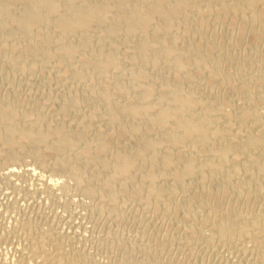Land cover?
Segmentation results:
<instances>
[{"label":"bare ground","instance_id":"bare-ground-1","mask_svg":"<svg viewBox=\"0 0 264 264\" xmlns=\"http://www.w3.org/2000/svg\"><path fill=\"white\" fill-rule=\"evenodd\" d=\"M0 62L41 73L28 100L0 95V163L32 157L98 213L125 201L168 211L184 246L248 239L264 253V0H0ZM52 77L55 101L42 90ZM229 192L250 207L228 204ZM32 234L31 246L49 242ZM56 238L42 264H100ZM117 243L112 264L163 263V242L139 245L140 257Z\"/></svg>","mask_w":264,"mask_h":264},{"label":"rangeland","instance_id":"rangeland-1","mask_svg":"<svg viewBox=\"0 0 264 264\" xmlns=\"http://www.w3.org/2000/svg\"><path fill=\"white\" fill-rule=\"evenodd\" d=\"M228 32H230L229 39L232 41L233 48L235 49L234 51L237 53L247 52V48L249 49L247 46V37L244 39V42L247 43L242 42V44L239 43V45L235 40L236 30L231 29ZM261 41H259V43H261ZM243 43L245 45H243ZM221 62L225 63V60L223 59ZM225 64L228 65L224 66L226 69L231 66L227 69L229 74L234 68L229 76L234 77L235 74L236 77L237 71H235V65L227 62ZM229 69L231 70L229 71ZM151 74H154V72L151 71ZM40 75L41 73L39 71L23 73L18 70L17 66H2L0 64V95L10 92L14 96H19L18 98H21L20 100L26 101L31 97L30 95L32 93L38 91L36 87L38 86V82H40ZM50 79H48L46 83L49 81H51V83H48L49 85L44 83L45 88L43 86L42 90L50 91L54 99L53 101H55L57 99L55 96H57L56 91L59 85H56L58 83L55 82L54 78L53 80ZM216 89L220 91V86L216 87ZM53 94H55V96ZM99 123L100 127H103V123ZM32 160L33 158L29 156L16 163H0V264H42V259L49 257L54 252L51 240H57L56 236L59 237V249L62 248V251L70 252L74 250L72 252H79L90 258V260L99 262L100 264H107L110 262V264H112V261L115 262L116 258L117 260L120 259V254H122L123 251L120 252L122 250V247L120 248L121 243H117V241L123 239L129 241L130 244L132 242L135 243L134 246L133 243L131 244L133 249L131 255H134L136 251L135 255L137 257L142 255L137 249L135 250L139 245L146 244L152 246L163 242L161 246L163 248L158 247V249L155 250L156 252L153 251L154 254L152 253L154 258L156 256L158 261L163 262L162 264H264V257H262L264 253L259 252V249H255L253 244H251L253 242H251V240L248 242V239L242 242L241 240L235 241L229 238V240H227L229 241L228 243L222 244L215 242L213 245H208V247L204 239L191 240L190 238L189 240L187 239V244L190 242L189 246L182 245L183 243L173 239L178 232L182 231V227L181 225H175L174 228L172 227V225H174V220H172L170 212L168 211H165L166 213L163 214V210L157 211L150 207L146 208L145 211L144 208L142 209V207L135 204L134 201L121 202V205L117 203L118 206H115V208L116 210L118 208V210H115V213L113 211V213H98L91 211L88 206L95 201L94 198L86 197L78 191V188H76L78 189L76 190L73 187L72 180H69L65 175L52 172L49 169L46 171V168L41 169L42 167H38ZM11 165L18 170L16 175L6 174V168H9ZM28 167L29 169L34 168V173L26 171L25 169H28ZM35 167L38 170L35 169ZM49 179H53L54 182L57 180L55 184L52 182L55 186L51 189L47 188ZM61 186L64 187L61 188ZM229 193V196L227 195V200L231 198L232 201L231 199L229 202L227 201L228 204H238V206L236 205L238 208L250 207H247L242 199L234 197L235 195L232 194V192ZM211 197L213 198L215 195H210V198ZM235 198L237 201H235ZM241 203L244 204V207ZM135 206H137L138 209L141 208L142 211H140V209L138 210ZM136 210L140 211V213ZM253 210L255 211V208ZM27 220H30V222L32 221L35 228L32 230L33 232L42 230L50 234L49 242L51 245L46 241L47 245L43 248H38L34 245L31 246L27 238L33 236L32 231L31 233L30 231L26 232L20 227V223ZM170 223L172 225H170ZM175 229L177 232H175ZM52 236L55 238L52 239ZM166 238H168V240ZM204 246L207 247V249ZM247 246L249 249H247ZM47 247H50L51 250L50 248L48 250ZM201 248L205 252H201ZM32 249H34L35 252ZM246 249L249 251L245 252Z\"/></svg>","mask_w":264,"mask_h":264}]
</instances>
